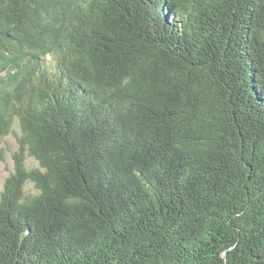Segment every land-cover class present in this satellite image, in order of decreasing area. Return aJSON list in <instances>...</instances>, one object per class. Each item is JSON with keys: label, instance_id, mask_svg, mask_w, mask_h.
Here are the masks:
<instances>
[{"label": "trees", "instance_id": "trees-1", "mask_svg": "<svg viewBox=\"0 0 264 264\" xmlns=\"http://www.w3.org/2000/svg\"><path fill=\"white\" fill-rule=\"evenodd\" d=\"M15 121L0 264H264V0H0Z\"/></svg>", "mask_w": 264, "mask_h": 264}, {"label": "rangeland", "instance_id": "rangeland-1", "mask_svg": "<svg viewBox=\"0 0 264 264\" xmlns=\"http://www.w3.org/2000/svg\"><path fill=\"white\" fill-rule=\"evenodd\" d=\"M19 126L18 122L15 121L14 129H12V133L8 135L3 143H1V148L4 150L3 157L0 158V188L3 185L4 179L7 177L8 172L11 170V153L16 149V138L19 135ZM31 189V185L28 187Z\"/></svg>", "mask_w": 264, "mask_h": 264}]
</instances>
